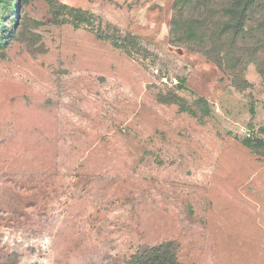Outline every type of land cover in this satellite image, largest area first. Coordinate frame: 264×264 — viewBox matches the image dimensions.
<instances>
[{
    "label": "rangeland",
    "instance_id": "rangeland-1",
    "mask_svg": "<svg viewBox=\"0 0 264 264\" xmlns=\"http://www.w3.org/2000/svg\"><path fill=\"white\" fill-rule=\"evenodd\" d=\"M174 3L0 8V264H126L164 241L183 264H264V151L244 144L264 138V33L220 66L173 37Z\"/></svg>",
    "mask_w": 264,
    "mask_h": 264
},
{
    "label": "trees",
    "instance_id": "trees-1",
    "mask_svg": "<svg viewBox=\"0 0 264 264\" xmlns=\"http://www.w3.org/2000/svg\"><path fill=\"white\" fill-rule=\"evenodd\" d=\"M14 1L0 0L2 12L14 11ZM52 4L55 6L53 2ZM16 15L14 12L11 21H15ZM212 18L213 21L219 18L221 21L219 23H222V26L215 27V23L211 21ZM258 20L261 22L260 25L253 28L252 23ZM0 32V46H5L10 36H14L15 33L12 31V27L9 28L1 22ZM171 32L176 40H186L196 50L213 58L220 66H223L224 61L228 59V63H230L228 65H232V68L235 69L242 62L241 56H238L236 51L239 45L243 47L255 32L264 33V0H175ZM215 36L218 37V42H214L213 45L211 42ZM231 39L233 40L229 47L228 43L223 44L224 41ZM123 40L126 41V45L116 40H114V45L126 50L129 47L139 46V38L136 36L131 35ZM238 40L241 41L238 42ZM223 47H226L231 53L225 56ZM162 100L165 102L174 101L167 97H162ZM182 109H187V107L182 105ZM262 133L264 135V127ZM244 144L257 149L260 153L264 151V138L262 137L246 138ZM126 264L183 263L178 259L176 243L164 241L156 245L140 246L129 257Z\"/></svg>",
    "mask_w": 264,
    "mask_h": 264
}]
</instances>
